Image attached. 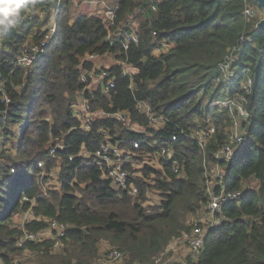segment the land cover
I'll list each match as a JSON object with an SVG mask.
<instances>
[{"label":"trees","instance_id":"trees-1","mask_svg":"<svg viewBox=\"0 0 264 264\" xmlns=\"http://www.w3.org/2000/svg\"><path fill=\"white\" fill-rule=\"evenodd\" d=\"M82 7L74 0H36L15 26H0L5 32L0 96L9 98L0 100V145L15 152L14 157L0 152V264H12L23 250L55 254L50 238L17 245L24 229L37 233L47 227L44 217L67 228L62 252L50 264H98L100 241L121 251L127 264H153L173 239L190 230L186 216L207 204L204 171L215 164L224 174L211 193L241 189L251 180L256 186L221 205L226 219L210 228L205 249L186 264H264V30L246 22L243 0H115L113 23ZM53 17L56 31L42 55L29 66L12 63L26 41L44 39ZM127 25L136 27V43L124 48L117 36L110 41L109 35ZM241 37L250 41L240 42ZM157 48L162 52L154 53ZM106 54L132 64V90L130 79L113 65L115 87L102 93L97 86L93 97L90 92L85 97L93 109L125 111L126 125L110 117L85 124L73 113L84 85L97 83V77L85 83L80 78L99 75L93 59ZM227 62L237 73L230 86L215 81ZM245 70L252 79L245 95L248 116L241 120L245 139L232 159L220 160L215 154L229 139L235 113L213 102L238 92ZM137 101L148 103L149 111L136 110ZM208 123L215 132L202 149L191 133ZM130 124L135 129H128ZM100 128L124 150L128 170L135 169L131 158L143 151L158 160L159 167L144 161L140 176L127 178L138 188L135 197L119 193L102 176L106 163L94 155L100 152ZM161 146L166 155H160ZM56 168V181L50 183ZM151 189L160 203L149 206ZM30 208L33 218L16 227L13 215Z\"/></svg>","mask_w":264,"mask_h":264},{"label":"built area","instance_id":"built-area-1","mask_svg":"<svg viewBox=\"0 0 264 264\" xmlns=\"http://www.w3.org/2000/svg\"><path fill=\"white\" fill-rule=\"evenodd\" d=\"M153 1V0H150ZM244 8H243V16L246 22L254 21L255 23L261 17V9L255 2V0H243ZM55 10V14H56ZM104 12L106 15H104ZM103 16H106L110 23H113L116 18V8H107L102 11ZM258 15V17H257ZM127 29L122 31L120 27L118 28L117 33L114 35H109L108 38L110 41L117 36L118 39L122 41V45L124 48L130 43L137 42V33L135 28L132 25H127ZM255 27V24H254ZM5 33L0 28V36ZM250 41V38L241 37L240 42ZM49 42L48 37L41 39L40 42H30L26 41L25 44L22 46L21 54L16 57L15 65L18 66H29L34 63L43 53L44 47ZM156 50H161L157 48ZM91 57H95L90 55ZM231 61V58H230ZM114 65H118L120 67V75L122 77H127L130 79L128 84V88L132 90V75L134 73V68L132 64L124 61V60H114ZM221 71L223 72L222 78H217L215 81L219 83L223 82H230L232 79L237 77L236 71L232 70L231 62H227L221 65ZM245 77L243 80L239 82V91L235 94H229L225 96L224 99L214 101L213 104L220 106V108H229L231 112L235 113L232 125L230 128V135L228 141L220 147V149L215 154L217 158L220 160L228 161L233 158L235 150L242 145V142L245 139L246 130L241 124V120L245 119L248 116V112L245 109V95L249 93L250 87L252 85V79L249 76L247 70L244 71ZM93 77H97V83L95 84H85L83 89L80 91L79 95L77 96L76 103L72 106L74 108L73 113L81 114L86 120L90 121L91 123L95 120L96 117H110L113 119H117L121 124L126 125L128 122V115L125 111L119 112H104L100 111L99 109L91 108V101L89 98L85 97L86 92H90V96L93 97L92 90L99 87L101 92H106L109 89L115 87L116 78L115 75L111 70L100 69L99 75L96 74H84L80 80L85 83L87 79H91ZM99 83V84H98ZM0 92H3L1 83H0ZM0 100L7 102L9 98L6 94H2L0 96ZM155 114L154 111H152ZM159 119L162 120L163 116L158 115ZM240 119V122L238 121ZM132 125V124H130ZM215 129L212 123H208L204 127H198L191 133V138L197 143V145L204 149L209 142L211 141L214 135ZM98 133L102 135V141L100 142V152L94 154L98 159L106 163V168L103 171L102 176L104 179L109 180L111 186L116 189L119 193H123L126 191H130L132 196L135 197L138 193V188L136 185L130 183L127 184V178L129 176H140L141 171L138 169H134L132 171L128 170L125 167V164L129 161V158L125 156L124 150H122L118 145H115L110 142L111 134L107 129L100 128L98 129ZM63 147H61L62 149ZM55 150V147L51 149V153ZM168 150L165 147L161 146L159 148L160 155H166ZM145 162L149 165L154 167H159L158 160L153 156L148 158V161ZM179 166L177 163H174V172L177 173ZM220 177V183L222 184V176ZM252 187L250 184H246L241 189L237 190H225L224 187L221 188L219 193L213 194L210 193L209 200L207 204L203 207V210L208 212L210 215H217V218L212 220V223L207 225L202 224L201 221H193L190 224V230L183 234L184 240L188 244L189 251L191 253V258L196 259L198 255L205 249V243L207 240V236L209 234L210 228L220 224V221L226 219L223 213L220 212V207L222 204L229 202V201H237L239 200L244 192L245 189ZM129 188V190H128ZM253 188V187H252ZM152 199V198H151ZM151 199L149 200V204L151 203ZM23 200L26 201L27 198L23 196ZM31 204L35 205L34 200H31ZM152 204V203H151ZM31 210V208L29 209ZM30 214L33 216V212L31 210ZM33 218V217H32ZM31 218V219H32ZM30 219V220H31ZM44 220L47 222V227L37 233L32 231L23 230L21 237L18 240L20 246L24 244L26 241H35L37 239H46L45 235L50 233V239H53L54 245L58 247L62 244V238L65 235V227L63 224L58 223L55 218H47L44 217ZM28 220L27 222H29ZM123 253L117 249H111L108 251L107 256L109 259H120ZM186 264V263H185Z\"/></svg>","mask_w":264,"mask_h":264},{"label":"rangeland","instance_id":"rangeland-1","mask_svg":"<svg viewBox=\"0 0 264 264\" xmlns=\"http://www.w3.org/2000/svg\"><path fill=\"white\" fill-rule=\"evenodd\" d=\"M85 0H74L75 3H83V7H87L88 11L93 12L96 15L103 16L102 11H100L101 6H105L107 8H112L114 5L115 0H90L88 3L84 2ZM84 11V10H83ZM104 11V10H103ZM55 12V11H54ZM100 12V13H99ZM104 15L106 13L104 12ZM258 17V15H257ZM136 29V27H135ZM158 50H154V53H157ZM92 59V58H90ZM115 54H106L99 58L93 59L94 69H106L111 70L114 65ZM226 86H230V82H223ZM240 122V119H238ZM17 134L19 133V129H16ZM0 152L3 154H10L11 157L15 156V152L11 145H0ZM157 155V154H155ZM149 155L147 151H143V153H139L131 158L133 163V167L135 169H140L144 165V161H148ZM222 165L215 164L210 167L205 166L204 176L207 179V187L209 194L212 192V188L216 186V183L220 182V177L218 175L224 174V169H222ZM58 169H54L52 174V178L49 180L50 183H55L57 178ZM149 181V180H146ZM244 184L256 186L255 181L245 182ZM152 190V189H151ZM149 197L151 199L150 205H157L160 203V196L157 192L153 191L149 192ZM148 204H145L147 207ZM31 210H22L13 215L12 220L13 224L16 227H23L24 223L30 220L33 216L30 214ZM218 219L217 215H210L208 212L203 210L202 208L196 212L195 216H186L185 223L190 225L193 221H201L203 226L204 224L207 225L212 223V220ZM219 220V219H218ZM185 233V232H184ZM183 233V234H184ZM183 234L180 237L173 239L159 254H157L153 258V264H185L187 259L191 257V253L189 251L188 244L184 240ZM51 236L50 233L45 235L46 238ZM99 248V258L96 263L98 264H127L124 255L120 259H109L107 256L108 251L111 249H116L115 247H109L104 241H100L98 244ZM63 249V248H62ZM62 249L55 250V254L61 253ZM55 254L50 255L49 257H42L40 254L33 252L32 250H23L19 254L14 255V261L12 264H50V258L53 257Z\"/></svg>","mask_w":264,"mask_h":264},{"label":"clouds","instance_id":"clouds-1","mask_svg":"<svg viewBox=\"0 0 264 264\" xmlns=\"http://www.w3.org/2000/svg\"><path fill=\"white\" fill-rule=\"evenodd\" d=\"M36 0H0V26H15L19 18L30 13Z\"/></svg>","mask_w":264,"mask_h":264},{"label":"bare ground","instance_id":"bare-ground-1","mask_svg":"<svg viewBox=\"0 0 264 264\" xmlns=\"http://www.w3.org/2000/svg\"><path fill=\"white\" fill-rule=\"evenodd\" d=\"M45 15V12H43V13H40V16L41 17H43ZM55 18L53 17V19L51 18L50 19V21H48L47 23H46V25H45V30H46V33L44 34V36H43V38H46V37H48V40L50 41V39L53 37V35H54V33H55V31H56V23H55ZM4 35H5V33H3L2 34V36H0V40L4 37ZM1 43V42H0ZM21 54V53H20ZM19 54V55H20ZM18 55V56H19ZM233 70H235V69H233ZM226 85V84H225ZM142 109H145L147 112L149 111V104L148 103H144V102H141V101H137L136 102V110H138V111H142ZM77 116H79V117H82L83 119H84V122H85V124H88L90 121H88V120H86L81 114H78V113H75ZM153 121L155 122V123H157L158 124V122H159V120H158V118H153ZM128 129H135V127L134 126H128ZM123 193H128L129 195H131L132 196V194H131V192L130 191H126V192H123ZM64 225V224H63ZM64 227H65V232H66V225H64ZM65 236V235H64ZM64 241V240H63ZM62 241V244H61V248L64 246V242ZM17 245L18 246H20L19 245V243L17 242ZM51 248L53 249V250H58L59 249V247L57 246V245H54V243H53V245L51 246Z\"/></svg>","mask_w":264,"mask_h":264},{"label":"water","instance_id":"water-1","mask_svg":"<svg viewBox=\"0 0 264 264\" xmlns=\"http://www.w3.org/2000/svg\"><path fill=\"white\" fill-rule=\"evenodd\" d=\"M255 2L260 7L261 12H262L261 17L259 18V20L255 24V28H257V29L260 28V29L264 30V0H255Z\"/></svg>","mask_w":264,"mask_h":264},{"label":"crops","instance_id":"crops-1","mask_svg":"<svg viewBox=\"0 0 264 264\" xmlns=\"http://www.w3.org/2000/svg\"><path fill=\"white\" fill-rule=\"evenodd\" d=\"M102 7V6H101Z\"/></svg>","mask_w":264,"mask_h":264}]
</instances>
